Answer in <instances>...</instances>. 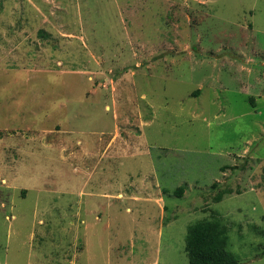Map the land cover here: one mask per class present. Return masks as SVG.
<instances>
[{
	"label": "rangeland",
	"instance_id": "1",
	"mask_svg": "<svg viewBox=\"0 0 264 264\" xmlns=\"http://www.w3.org/2000/svg\"><path fill=\"white\" fill-rule=\"evenodd\" d=\"M214 218L264 264V0H0V264H188Z\"/></svg>",
	"mask_w": 264,
	"mask_h": 264
},
{
	"label": "trees",
	"instance_id": "2",
	"mask_svg": "<svg viewBox=\"0 0 264 264\" xmlns=\"http://www.w3.org/2000/svg\"><path fill=\"white\" fill-rule=\"evenodd\" d=\"M181 190H176V194L180 195ZM222 195H216L215 199L221 200ZM227 240V229L216 218L190 224L184 246L188 264H237V258L227 247Z\"/></svg>",
	"mask_w": 264,
	"mask_h": 264
},
{
	"label": "crops",
	"instance_id": "3",
	"mask_svg": "<svg viewBox=\"0 0 264 264\" xmlns=\"http://www.w3.org/2000/svg\"><path fill=\"white\" fill-rule=\"evenodd\" d=\"M74 169H76V168H74ZM90 180H91V177L89 175H87L83 181V185L80 187V191H79L80 197H81V193L83 196H88V197H91V196L95 197L96 196L99 198H108L109 196H111V194H109L107 191H102L101 189H100V191H97V192L85 191L86 190L85 186L88 185V183H90ZM83 188H85L84 191H82ZM123 191L124 190L119 187V190L116 193V195L121 196V199H123L125 197L124 198L125 200H130V201L132 200V198H136L134 195L136 192L132 193L130 196H128V195L125 196ZM72 192L70 193V195H72L74 197H73V200L71 199L70 205L72 207L73 214H76V212L79 213V217L81 219L80 222L82 223V221H84V218L82 216L90 214V210L87 209L86 212H84V208H83V206L85 207L84 203L83 202L78 203L76 200V192H74V193H72ZM136 199H140V198L137 197ZM133 202H136V201L133 200ZM81 207H82V212L84 215H82V213L79 212L81 210ZM125 209H127V210H129V212H131L129 206H125ZM73 223H74V221H73Z\"/></svg>",
	"mask_w": 264,
	"mask_h": 264
}]
</instances>
